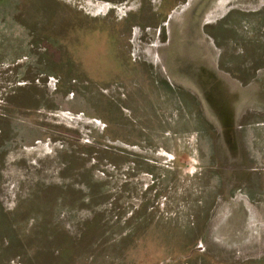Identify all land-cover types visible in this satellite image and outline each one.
I'll list each match as a JSON object with an SVG mask.
<instances>
[{
	"label": "rangeland",
	"instance_id": "rangeland-1",
	"mask_svg": "<svg viewBox=\"0 0 264 264\" xmlns=\"http://www.w3.org/2000/svg\"><path fill=\"white\" fill-rule=\"evenodd\" d=\"M223 1L205 85L193 0H0V264H264V0Z\"/></svg>",
	"mask_w": 264,
	"mask_h": 264
},
{
	"label": "bare ground",
	"instance_id": "bare-ground-1",
	"mask_svg": "<svg viewBox=\"0 0 264 264\" xmlns=\"http://www.w3.org/2000/svg\"><path fill=\"white\" fill-rule=\"evenodd\" d=\"M190 4H191L189 5L190 7L188 8L187 12L183 14V17H179V19L177 18V20L175 19L176 26L173 27V32L171 33V37H170L171 43H170V47L168 48L167 55L168 58H170L174 54L178 53L184 59L186 64L200 63L204 67V69L205 68L207 69L205 71L206 75L202 80V82L206 85L213 78L214 75L213 64L204 61L206 59L203 58L204 56L202 55V50L196 43V40L198 38V35L196 33V27L197 25L200 24V21L202 19L208 18L211 15L210 13L213 12V9L216 10L219 7L221 8L224 4V1L223 0H193V3ZM208 7L209 10L205 11L206 8ZM182 40H184L185 43L183 48L181 47ZM217 82L218 81L216 80L215 84L217 85V88L214 87L215 88L214 91L212 87L210 93L213 97H215L214 99L216 100L218 99L219 101L218 100L217 101L220 102L221 104L225 102L227 103V96L225 92H223L221 96L217 95L218 92L222 91V87H224L221 82H218L220 84H217ZM234 91L235 94L234 93L232 94L228 93V94H230L232 97L233 95H235L236 98L235 100L237 101V99L241 96V94L236 93V90Z\"/></svg>",
	"mask_w": 264,
	"mask_h": 264
}]
</instances>
